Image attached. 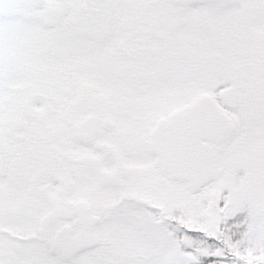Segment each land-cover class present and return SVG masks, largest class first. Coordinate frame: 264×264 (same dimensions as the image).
<instances>
[{"label":"snow or ice","instance_id":"1","mask_svg":"<svg viewBox=\"0 0 264 264\" xmlns=\"http://www.w3.org/2000/svg\"><path fill=\"white\" fill-rule=\"evenodd\" d=\"M0 264H264V0H0Z\"/></svg>","mask_w":264,"mask_h":264}]
</instances>
